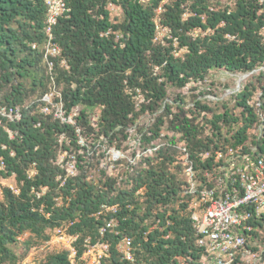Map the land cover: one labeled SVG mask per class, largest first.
Masks as SVG:
<instances>
[{"label": "trees", "instance_id": "obj_1", "mask_svg": "<svg viewBox=\"0 0 264 264\" xmlns=\"http://www.w3.org/2000/svg\"><path fill=\"white\" fill-rule=\"evenodd\" d=\"M160 1L65 0L70 12L55 25L60 53L51 73L66 114L80 109L74 123L28 109L21 120L7 124L13 138L0 125L5 163L0 176L14 174L19 188L18 193L2 188L0 264H16L35 242L49 239L47 229L62 227L75 237L72 247L78 260L88 245L102 241L109 248L99 264L198 263L202 249L195 243L190 216L176 206L184 182L178 146L187 148L199 169L206 148L245 140L258 120L245 101L258 90L264 98V0H232L222 8L214 5L219 0H170L161 13L162 24L169 28L164 44L154 41L152 21ZM44 22L41 0H0L1 103L22 104L50 91L51 73L40 48ZM221 70L249 75L231 101L212 105L198 86ZM170 88L197 92L186 107L182 93L169 97ZM91 111H96L94 119ZM143 115H152V121L138 128L141 158L120 159L121 177L101 168V175L91 179L83 156L86 145L80 140L119 147L120 137L127 138ZM62 151L76 154L73 174L57 163ZM32 163L37 172L28 177ZM103 205H116V210ZM111 217L116 228L101 233ZM260 220L256 225L262 233H248L253 250L258 234L264 242V214ZM124 235L131 239V259L117 249ZM69 254L49 253L43 264H70Z\"/></svg>", "mask_w": 264, "mask_h": 264}, {"label": "built area", "instance_id": "obj_2", "mask_svg": "<svg viewBox=\"0 0 264 264\" xmlns=\"http://www.w3.org/2000/svg\"><path fill=\"white\" fill-rule=\"evenodd\" d=\"M45 6V22L43 27L44 40L40 48L43 59L49 73L54 66V59L60 53V47L55 41V25L58 18L67 15L70 8L65 0H41ZM170 0H161L154 10L152 18L154 24V41L165 43L164 37H169V28L161 22V13L164 5ZM112 10L115 8L112 6ZM104 34H107L105 32ZM175 39V38H174ZM36 48V44H32ZM65 64V61L62 60ZM238 77L234 87L225 88L226 95L236 93L242 87L241 81L247 74H230ZM52 87L38 98L27 100L22 104L7 105L0 102V125H3L9 138H13L14 131L7 126L21 120L23 113L34 108L43 115H52L62 122L74 123L73 112L66 114L61 101V95L54 85L51 73ZM140 95L133 97L138 99ZM264 98L262 91L258 90L245 101L246 106L254 107L258 117L247 130V138L235 143L211 145L201 155V166L196 168L194 159L185 146H178L182 152V175L184 182L178 191L176 206H183L185 213L190 216L192 228L195 234V243L202 249V256L197 264H264V245L260 242L261 236L254 239L257 250L247 242L249 232L256 230L262 233V228L256 225L261 222L264 214V150L262 137L264 134ZM36 105V106H35ZM6 123V124H5ZM39 125V123H37ZM239 125H242L241 121ZM64 138L63 135L60 139ZM147 149L152 152L156 149ZM2 148H5L2 145ZM13 154V151L10 152ZM74 157V156H73ZM123 157L118 150H112L109 161L117 162ZM130 162H133L128 158ZM60 166H65L66 174L74 173V160L64 157L58 159ZM5 163L0 156V169H4ZM37 170L34 163L27 169L28 177H33ZM9 177V176H8ZM15 180V175H10ZM7 177H1L4 179ZM58 178H61L60 175ZM65 179V177H64ZM14 193L19 192L16 184L7 183ZM4 186V187H5ZM3 188V187H2ZM2 188L1 198L2 199ZM45 188H43L44 190ZM36 194L39 196L40 193ZM105 210H116V205H103ZM264 227V222L262 223ZM117 220L111 217L101 226L100 232L105 228H116ZM60 231V228H58ZM73 240L74 236H70ZM108 244L98 241L88 245L87 250L80 256H75V249L70 247V264H79V261L88 264H99L102 256L108 253ZM117 249L126 258L131 259V239L124 235L117 243Z\"/></svg>", "mask_w": 264, "mask_h": 264}, {"label": "rangeland", "instance_id": "obj_3", "mask_svg": "<svg viewBox=\"0 0 264 264\" xmlns=\"http://www.w3.org/2000/svg\"><path fill=\"white\" fill-rule=\"evenodd\" d=\"M215 3V1H213ZM232 4V0H219L218 4H214L215 7L217 5L218 8H222L224 5H230ZM114 15H118V11H112ZM246 77L241 81V84L245 83L248 77V73H246ZM238 80V77H232L227 72L221 70V71H214L213 74L206 80L204 83H200L198 86V90H200L202 93L206 92V94L202 97L203 99H206L207 102L211 103L212 105L217 101L225 100V101H231L230 96L226 95L225 88L226 87H234L236 85V81ZM226 82V84H229L228 86H224L223 84ZM212 83V84H211ZM208 91H212L217 97L213 96L212 94H208ZM197 91L191 92L188 88H181V89H169V97L173 98L176 97L177 94H181L184 96L185 101L188 103V106L192 104V94L196 95ZM38 97L37 95L31 96L27 98L28 100L35 99ZM141 98L140 96L138 99ZM136 99V98H135ZM80 106H76L73 109V116L79 111ZM238 108H235V111H237ZM96 115V111H91L92 119H94ZM152 115H143L141 116L137 124L132 126L129 129V133L127 134V138L123 139L120 137V146L117 147L116 145H107V141H101L96 142L94 145L86 144L83 139L80 140V142L83 145H86V149L83 151V156L88 164V174L91 179L96 180L101 175V168H104L108 172L118 173L119 177H121V172H123L122 162H119L118 160L115 163H112L108 160L110 157L112 150H118L123 157L121 160L129 161L128 158L131 160H139L143 154L142 150L139 148V126H143L147 122L152 121L151 119ZM165 131V130H164ZM163 140L161 141V143ZM135 151V159L132 156V153ZM69 154H71L69 156ZM67 155L66 160L72 159L74 160V169H75V160L76 154L75 152L71 153H64L63 151L59 154V158L64 157ZM74 156V157H73ZM7 183H15V180L12 179L10 176L4 179H0V198H1V188L4 187ZM1 200V199H0ZM47 232L49 233L50 237L48 240L41 241V242H35V244L30 248L27 255L20 259L16 264H43V260L45 256L49 253L54 252H60L63 250H68L70 252V247H72V241L73 239L70 238L71 235H68L66 233L65 228H60V231H58V228L55 229H47ZM27 235H24L26 237ZM72 237V236H71ZM264 245V242L262 243ZM79 264H88L84 263V261L79 262Z\"/></svg>", "mask_w": 264, "mask_h": 264}]
</instances>
